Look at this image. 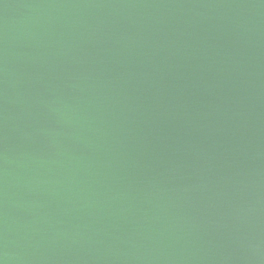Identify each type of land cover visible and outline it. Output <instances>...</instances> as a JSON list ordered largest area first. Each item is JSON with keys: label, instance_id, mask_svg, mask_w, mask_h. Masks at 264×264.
I'll return each mask as SVG.
<instances>
[{"label": "water", "instance_id": "water-1", "mask_svg": "<svg viewBox=\"0 0 264 264\" xmlns=\"http://www.w3.org/2000/svg\"><path fill=\"white\" fill-rule=\"evenodd\" d=\"M0 264H264V0H0Z\"/></svg>", "mask_w": 264, "mask_h": 264}]
</instances>
